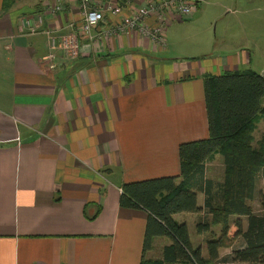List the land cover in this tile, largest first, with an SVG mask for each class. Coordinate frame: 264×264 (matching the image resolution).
<instances>
[{
    "label": "crops",
    "instance_id": "crops-1",
    "mask_svg": "<svg viewBox=\"0 0 264 264\" xmlns=\"http://www.w3.org/2000/svg\"><path fill=\"white\" fill-rule=\"evenodd\" d=\"M256 1L254 12L242 11L255 17L247 18L256 21L252 39L208 58L179 53L185 40L172 41V31L168 38L170 23L165 46L135 31L98 42L80 37L78 56L57 51L49 68L45 31L79 32L77 1L16 0L4 8L0 0V264H140L147 213L120 207L121 185L179 173V144L208 135L205 76L248 68L264 76V43L253 50L254 39L264 40L257 25L264 0ZM57 3L62 9H48ZM127 13L105 11L92 35ZM37 14L36 32L20 27V18ZM219 161L220 177L207 164L215 180ZM203 199L198 193L200 206ZM169 243L155 237L145 258H160Z\"/></svg>",
    "mask_w": 264,
    "mask_h": 264
},
{
    "label": "trees",
    "instance_id": "trees-1",
    "mask_svg": "<svg viewBox=\"0 0 264 264\" xmlns=\"http://www.w3.org/2000/svg\"><path fill=\"white\" fill-rule=\"evenodd\" d=\"M14 1L3 0V7ZM204 99L208 135L179 144V173L121 185L120 207L147 213L140 264H217L220 249L232 247L237 237L242 245L232 248L222 264H264V193L259 195L262 213L249 203L264 171V132L257 140L253 136L264 121V76L249 68L205 76ZM216 154L222 156L221 180L207 173V162ZM180 212L203 213L195 227L198 234L209 233L206 255L201 245H193L187 224L174 219ZM159 236L170 243L160 258H145Z\"/></svg>",
    "mask_w": 264,
    "mask_h": 264
},
{
    "label": "rangeland",
    "instance_id": "rangeland-1",
    "mask_svg": "<svg viewBox=\"0 0 264 264\" xmlns=\"http://www.w3.org/2000/svg\"><path fill=\"white\" fill-rule=\"evenodd\" d=\"M16 1V0H15ZM14 1V2H15ZM22 1V0H21ZM259 3L256 0H202L197 7L195 8V11L193 12L192 16L187 19L182 18H176L171 22V27L168 29V38L169 34L173 33L172 41L177 42L178 40H185L184 43L178 44L177 48L179 49L181 45H183L182 48H180L181 51L186 52H180L182 55H192L190 53H202L197 54L200 55L198 58H208V53H211L212 51H219L225 48H235V45L238 43H242L244 45V37L251 40L252 38L248 35L251 33L250 31V24L256 26V21H253L250 23L247 18H255L254 16H246L245 13L243 14L242 11L248 8H253L252 11L254 12V4ZM14 4V3H13ZM264 7V5L262 6ZM259 15V12H258ZM263 22L260 24L257 23L258 27L264 28V12H263V18H261ZM261 19L258 18V21H261ZM169 27V26H168ZM264 34V32H261ZM259 35V32H258ZM225 37V38H224ZM257 41H262L264 43V40L256 38L254 39L255 48H253L254 51H256V43ZM169 41L167 40V44ZM200 43V44H199ZM207 53V54H206ZM223 73V72H222ZM260 128V129H259ZM258 128L256 133V139L257 140L260 135L261 125ZM219 159L222 160V156L219 154H216L215 156L210 159L209 162H213L212 168V175L216 177H220L221 170L219 171ZM208 167V166H207ZM209 169V167H208ZM207 169V172H208ZM260 193H264V171L260 174L259 180L257 182V192L255 195V198L251 200L249 203L252 206L253 210L256 213H262L263 210L260 207L259 204V195ZM196 214V215H195ZM178 218L181 220H184V222L188 226L189 235L191 238V241L193 245H201L202 246V252L203 255H206L205 250V237L209 235L202 233L198 234L196 231V221L197 219L202 216V213H178ZM182 222V221H181ZM243 224L245 226V219L243 218ZM213 232L218 233L217 226L211 227ZM234 231V229H231V232ZM161 238L165 240H169L167 237L161 236ZM242 245V239L240 237H237L232 245V247L228 248H221L220 249V260L217 264H222V260L225 257H227L232 248H236ZM159 252V246L155 247L152 252L151 256L158 257ZM150 256V254H148Z\"/></svg>",
    "mask_w": 264,
    "mask_h": 264
},
{
    "label": "built area",
    "instance_id": "built-area-1",
    "mask_svg": "<svg viewBox=\"0 0 264 264\" xmlns=\"http://www.w3.org/2000/svg\"><path fill=\"white\" fill-rule=\"evenodd\" d=\"M77 8L81 14L79 32H68L61 36L52 34L50 30L45 33L48 36L49 52L43 58L49 68L54 66L53 60L60 51L66 58H75L80 51V37H85L98 42L103 35L117 33L137 32L140 36L148 38L153 44L165 46V29L176 18H190L195 8L202 0H76ZM127 7L129 13L124 14L118 22L96 36L93 30L104 21V13L121 14ZM53 12L62 9L57 3L48 7ZM152 17L155 23L150 25L146 20ZM42 15L36 18H20V27L29 32H36L42 23Z\"/></svg>",
    "mask_w": 264,
    "mask_h": 264
}]
</instances>
